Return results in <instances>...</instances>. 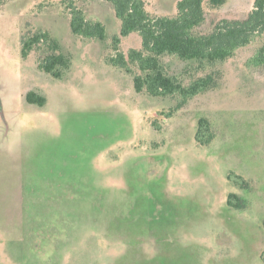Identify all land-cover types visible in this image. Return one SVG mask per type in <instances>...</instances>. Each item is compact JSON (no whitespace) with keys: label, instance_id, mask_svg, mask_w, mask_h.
I'll use <instances>...</instances> for the list:
<instances>
[{"label":"rangeland","instance_id":"obj_1","mask_svg":"<svg viewBox=\"0 0 264 264\" xmlns=\"http://www.w3.org/2000/svg\"><path fill=\"white\" fill-rule=\"evenodd\" d=\"M254 1L207 7L202 31L245 18ZM145 2L152 16L176 14L178 0ZM82 6L106 41L75 36L60 0L0 9V264H264V72L247 66L264 38L216 65L166 57L185 84L216 82L167 118L181 99L139 94L108 63L113 6ZM38 31L71 58L61 79L38 68L44 45L22 58V36ZM139 48L137 34L121 44ZM29 92L47 104L28 105ZM200 119L214 135L206 146Z\"/></svg>","mask_w":264,"mask_h":264},{"label":"trees","instance_id":"obj_2","mask_svg":"<svg viewBox=\"0 0 264 264\" xmlns=\"http://www.w3.org/2000/svg\"><path fill=\"white\" fill-rule=\"evenodd\" d=\"M10 0H0V9ZM70 18L72 33L82 39L106 41L107 27L100 21L86 16L83 3L87 0H60ZM110 3L121 29L112 38V51L108 63L132 76L135 91L146 93L155 98L178 97L181 103L167 114L183 108L190 100L215 88L212 75L199 77L189 84L167 72L164 66L166 57L181 62H199L209 65L224 63L234 58L237 52L264 38V0H255L251 12L242 19H222L212 22L209 31H202L207 23V7L220 9L229 0H178L174 16H152L147 10L145 0H101ZM139 35L141 48L121 50L123 39ZM22 58L27 59L40 45L47 53L38 68L61 79L64 71L69 70L71 58L61 52L59 43L48 32H25L21 38ZM247 66L257 72H264V42L247 61ZM28 105L44 107L47 99L36 92L25 96ZM161 130V128H158ZM214 135L207 119H200L196 141L202 146L209 145ZM230 180H234L230 175ZM238 197L230 194L228 205L236 206ZM238 206V205H237Z\"/></svg>","mask_w":264,"mask_h":264}]
</instances>
